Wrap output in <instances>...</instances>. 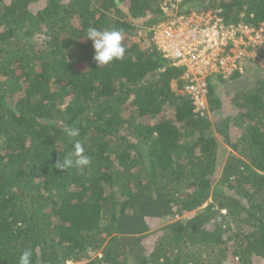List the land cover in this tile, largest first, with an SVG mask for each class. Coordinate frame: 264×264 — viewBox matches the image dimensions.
Returning <instances> with one entry per match:
<instances>
[{"label": "trees", "instance_id": "trees-1", "mask_svg": "<svg viewBox=\"0 0 264 264\" xmlns=\"http://www.w3.org/2000/svg\"><path fill=\"white\" fill-rule=\"evenodd\" d=\"M163 1L0 0V264H264V79L224 99L247 61L211 77L201 115L151 30L195 9L264 30V0ZM89 27L124 57L97 67ZM75 141L91 164L56 169Z\"/></svg>", "mask_w": 264, "mask_h": 264}, {"label": "built area", "instance_id": "built-area-1", "mask_svg": "<svg viewBox=\"0 0 264 264\" xmlns=\"http://www.w3.org/2000/svg\"><path fill=\"white\" fill-rule=\"evenodd\" d=\"M181 1L164 0L162 8H177ZM151 30L157 49L182 70L183 85L177 91L190 94L201 115L208 111V80L229 77L236 68L242 71L241 62L259 56L256 48L264 44L263 28L226 24L216 9L173 14Z\"/></svg>", "mask_w": 264, "mask_h": 264}, {"label": "clouds", "instance_id": "clouds-1", "mask_svg": "<svg viewBox=\"0 0 264 264\" xmlns=\"http://www.w3.org/2000/svg\"><path fill=\"white\" fill-rule=\"evenodd\" d=\"M86 37L92 42L94 48V61L97 67L108 65L124 57L125 47L122 43L124 37L122 32L116 28L97 29L89 27ZM69 137L79 135L78 128H68L65 130ZM91 164V158L85 154L84 147L80 141H75L72 151L68 152L63 160L60 158L55 163V168L67 171L71 168L83 169ZM18 264H32V251L25 249L19 256Z\"/></svg>", "mask_w": 264, "mask_h": 264}, {"label": "rangeland", "instance_id": "rangeland-1", "mask_svg": "<svg viewBox=\"0 0 264 264\" xmlns=\"http://www.w3.org/2000/svg\"><path fill=\"white\" fill-rule=\"evenodd\" d=\"M254 59L255 61L253 62L247 60L248 67H247V70H244L242 77L235 79V80H232L226 77L228 80L225 82H221V83H218L217 81L215 82L218 87V94L220 96L224 97V99H228L233 95V93L243 88H247L251 86L255 77H261L262 79H264V65L260 62V59L258 56L255 57ZM224 109H225V113H228L231 111L228 105H225ZM208 119H211V118L208 116ZM150 224L152 227L151 233H150V237L152 241L154 239V232L157 229H159L164 223L162 222V220H151Z\"/></svg>", "mask_w": 264, "mask_h": 264}]
</instances>
